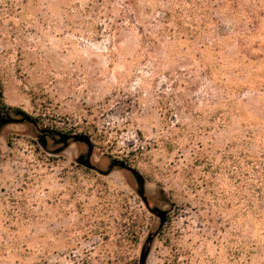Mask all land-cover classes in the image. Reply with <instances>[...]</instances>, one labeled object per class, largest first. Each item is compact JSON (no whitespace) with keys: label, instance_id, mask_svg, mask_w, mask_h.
Here are the masks:
<instances>
[{"label":"rangeland","instance_id":"obj_1","mask_svg":"<svg viewBox=\"0 0 264 264\" xmlns=\"http://www.w3.org/2000/svg\"><path fill=\"white\" fill-rule=\"evenodd\" d=\"M136 1L131 12L125 0H0L2 114L19 118L17 107L40 119L0 126V233L20 238L0 264H264V223L243 211L234 180L216 198L187 175L196 184L206 163L221 162L243 129L235 110L264 117V95L224 94L156 35L155 2ZM239 1L245 21L215 12L204 38L230 58L247 33L253 71L264 66V16ZM52 126L88 134L96 168L77 162L86 140L60 142ZM156 209L169 215L162 235ZM240 239L247 249H236Z\"/></svg>","mask_w":264,"mask_h":264},{"label":"trees","instance_id":"obj_2","mask_svg":"<svg viewBox=\"0 0 264 264\" xmlns=\"http://www.w3.org/2000/svg\"><path fill=\"white\" fill-rule=\"evenodd\" d=\"M103 0H98V2ZM158 14L159 29L156 35L159 37L167 38L172 43L173 49L171 52L179 53L195 60L199 65L205 67L204 73L210 80H214V84L219 87L224 94H229L232 90L243 91V89L251 88L256 89L258 93L264 95V66L255 67L253 71L248 68L252 65H260L257 58L250 56V49H245L244 39L248 38V34L241 32L239 35L240 49L236 52L234 57L226 58L219 54L220 45L219 40H205L204 36L211 35L213 29L212 25L218 22V17L214 14L222 13L229 18L236 19L237 22L242 23L246 16H248V9L240 16V1L239 0H153ZM97 2V3H98ZM264 0H254L253 5L257 12V16H264ZM136 0H125L124 6L127 11L129 8L131 12L136 11ZM251 12H252V9ZM259 9V10H258ZM125 13V9H121ZM226 10V11H225ZM129 19H136L142 21L139 14L131 15L128 12ZM145 23V22H142ZM256 21L249 20L248 29L253 30ZM142 25L138 26V30L142 34ZM219 29V30H218ZM216 35H221L228 38L224 26H219L215 31ZM230 63L227 64L226 62ZM264 61V58L260 60ZM233 73L230 79L234 83L225 80L223 75ZM217 75V76H216ZM222 75V77H221ZM240 75V76H239ZM236 83L240 84L237 85ZM243 85V86H242ZM238 87V88H237ZM229 103V101H227ZM4 102L0 98V126L3 123L19 120L31 119L36 124L40 119L26 114L20 108H12L15 115L19 118L9 116L6 113L3 116L1 109H4ZM10 107V106H6ZM221 112V111H220ZM236 114L242 115L243 119L240 122L242 131L239 132L237 138L225 148L221 157V162L218 165L211 166L208 162L202 169V174L193 183L192 170L187 172L193 188L203 187L205 193L210 196L216 197L222 195L225 197L222 180H234L238 187V202H242L244 206L243 211L250 209L255 225L259 226L264 223V117L254 116L247 110H235ZM221 112V120L225 124L228 120ZM53 137H57L60 142H67L73 138L70 130H65L61 127L52 126L49 128ZM78 139H89L88 134L77 135ZM118 164L124 165L123 160H115ZM80 164V163H79ZM83 165V164H80ZM85 168H89L83 165ZM218 172L220 173L218 175ZM220 176V177H219ZM200 180V182H198ZM222 190L218 192V188ZM235 195V196H236ZM237 202V203H238ZM24 205V204H23ZM22 205V206H23ZM9 211L12 210L8 209ZM245 213V212H244ZM169 218L167 212V220ZM166 220V221H167ZM167 223V222H166ZM166 223L161 227H157L156 233L159 235L164 234ZM135 228L130 230L132 235H136ZM17 235L13 233H0V261L3 260L9 252H12V245L19 242ZM236 249H247V240L240 239L235 242ZM135 264V263H134ZM140 264V261L138 262Z\"/></svg>","mask_w":264,"mask_h":264},{"label":"water","instance_id":"obj_3","mask_svg":"<svg viewBox=\"0 0 264 264\" xmlns=\"http://www.w3.org/2000/svg\"><path fill=\"white\" fill-rule=\"evenodd\" d=\"M28 120H30L28 118ZM74 140L78 139L77 135H74L73 137ZM88 145H89V148H88V151L86 153V157L83 158L82 155H80L78 158H77V162L80 163V164H83L91 169H95V165H93L91 162H90V156H91V153H92V145L89 143L88 139H86ZM126 169H129V166H126ZM157 211V215L159 217V224H158V227H161L165 220H166V216H167V211L166 210H161V209H156ZM140 264H143V260H144V256H142L140 258Z\"/></svg>","mask_w":264,"mask_h":264},{"label":"flooded vegetation","instance_id":"obj_4","mask_svg":"<svg viewBox=\"0 0 264 264\" xmlns=\"http://www.w3.org/2000/svg\"><path fill=\"white\" fill-rule=\"evenodd\" d=\"M82 156H83V158H85L86 157V154H81Z\"/></svg>","mask_w":264,"mask_h":264}]
</instances>
